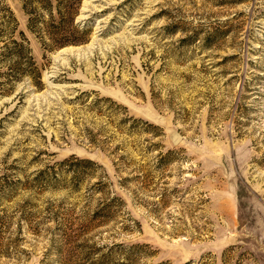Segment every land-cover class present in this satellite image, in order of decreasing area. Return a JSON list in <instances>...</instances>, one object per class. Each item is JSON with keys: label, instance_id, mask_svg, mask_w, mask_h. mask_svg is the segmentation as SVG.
<instances>
[{"label": "rangeland", "instance_id": "rangeland-1", "mask_svg": "<svg viewBox=\"0 0 264 264\" xmlns=\"http://www.w3.org/2000/svg\"><path fill=\"white\" fill-rule=\"evenodd\" d=\"M2 1L0 264H264V0H83L51 50Z\"/></svg>", "mask_w": 264, "mask_h": 264}, {"label": "trees", "instance_id": "trees-1", "mask_svg": "<svg viewBox=\"0 0 264 264\" xmlns=\"http://www.w3.org/2000/svg\"><path fill=\"white\" fill-rule=\"evenodd\" d=\"M29 15L28 29L34 34L47 35L52 48L83 44L88 29L75 23L78 7L83 0H23ZM45 37V36H44ZM7 70L2 72L3 67ZM32 78L35 86L42 85L41 71L32 56L29 40L11 7L0 4V77L9 82ZM86 162H93L87 159Z\"/></svg>", "mask_w": 264, "mask_h": 264}]
</instances>
